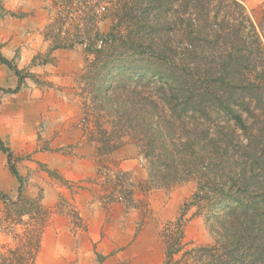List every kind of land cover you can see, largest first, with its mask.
I'll list each match as a JSON object with an SVG mask.
<instances>
[{
  "label": "trees",
  "instance_id": "obj_1",
  "mask_svg": "<svg viewBox=\"0 0 264 264\" xmlns=\"http://www.w3.org/2000/svg\"><path fill=\"white\" fill-rule=\"evenodd\" d=\"M99 1L112 9L113 26L105 34L97 26ZM84 2L74 0L71 9L85 23L86 38L59 42L63 20H56L44 33L51 51L81 45L95 57L93 102L107 103L112 132L136 144L150 187L197 184L176 222L161 232L163 264H183L181 254L199 264H264V45L242 2ZM0 62L19 79L8 93L18 92L23 72L1 53ZM0 151L19 183L16 203L2 191L0 200L17 205L23 178L1 138ZM194 207L204 216L211 246L189 248L185 240Z\"/></svg>",
  "mask_w": 264,
  "mask_h": 264
},
{
  "label": "rangeland",
  "instance_id": "obj_2",
  "mask_svg": "<svg viewBox=\"0 0 264 264\" xmlns=\"http://www.w3.org/2000/svg\"><path fill=\"white\" fill-rule=\"evenodd\" d=\"M239 1L253 21L264 45V0ZM26 3L30 6L32 4V15L40 12L45 19L41 30H29V34L40 35L48 50L35 56L33 70L22 71L25 95L20 99L21 104H17V108L22 106L25 116L20 117L23 119L21 125L18 124L19 115L13 120L17 112L14 111L17 102L14 94L0 101V132L7 133L4 143L10 148L14 163L24 176L22 201L13 205L0 200V264H32L36 255V242L57 217H65L75 231L87 230V222L80 216L76 203V197L83 193V200L91 199L95 207L103 211L105 225H123H119L123 247L116 251L121 254L123 264H163L165 257L161 232L176 222L184 204L196 191V182L180 183L171 190L150 187L146 161L141 157L136 144L125 134L115 135L112 132L115 131L113 116L109 113L111 109L107 103L101 100L93 102L92 96L97 88L92 80L95 57L81 45L73 49H59L63 55H59L60 59L53 57V42L44 35L50 23L63 20L62 33L58 35L59 42L63 44L84 37L81 29L85 23L80 21L79 13H73L71 9L74 0H27ZM99 3L95 8L97 26L105 34L113 26L110 15L112 9L106 1ZM81 4L86 5L84 0H81ZM3 12L2 15L8 20L24 14L10 10ZM56 28L57 24L54 30ZM54 33L59 32L55 30ZM68 77L71 81L64 84L63 80ZM50 91L54 94L52 100L57 104V109L53 110L57 120L53 124L60 128L57 132L50 130L53 133L48 137L45 126L40 125L34 129L24 126L27 124L26 117L28 123L35 118L37 104L33 101L44 100V94L48 93L49 96ZM41 95V98L37 97ZM60 96L61 100H66V106L61 108L55 98ZM7 114L13 117L10 127L4 121V118H8ZM8 129L12 134L16 132L17 136L10 137ZM61 157L73 159V164L77 163L75 160L91 157L97 171L91 177L67 180L43 163L48 160L59 164ZM120 163L126 166L125 169H121ZM134 166L138 167V172L132 169ZM14 198H17L13 201L16 203L19 200V188ZM128 225L134 230V245L130 248L126 246L129 241ZM184 232L185 240L191 244L189 248L207 247L214 243L204 216L196 207L187 213ZM178 258L182 259L183 264H199L191 257L184 258L182 254ZM103 259L97 254V261L102 263Z\"/></svg>",
  "mask_w": 264,
  "mask_h": 264
},
{
  "label": "crops",
  "instance_id": "obj_3",
  "mask_svg": "<svg viewBox=\"0 0 264 264\" xmlns=\"http://www.w3.org/2000/svg\"><path fill=\"white\" fill-rule=\"evenodd\" d=\"M26 2L27 0H0V53L7 60L15 63L20 71L26 69L33 70L35 67L32 62L35 56L48 50V47L44 46L40 35L29 34V30H41L45 25V19L40 12H35L32 15L33 6L32 4L30 6ZM41 7L42 3L39 9ZM3 10H10L13 13L23 12L24 14H21L22 17H14L8 20L7 17L2 15L4 13ZM61 54L58 50L54 51L53 57H59ZM63 81L66 84V81L70 82L71 80L68 77V79ZM18 85L19 79L15 73L8 66L0 62V101L11 94L8 91L16 90ZM66 87H70V85H66ZM23 88L24 85L19 92L13 93L17 100L14 111L17 110V112L14 115V119L10 114H7L8 118H4L5 124L8 127L12 124V119H17V115H19V125L23 122V119H20V117H25L24 113H22V106L20 105L17 108V104H21V97L25 95ZM50 92L49 96H47L48 93L44 94L46 95L44 100L37 101L36 99L33 101L37 104L35 107V111H37L35 118L28 123L26 117L27 124L24 126V128L32 129L40 125L45 126L48 137L53 133L51 131L55 130L57 132V129L60 128L59 125L53 124L57 120L56 114L53 111L57 109V104L52 100L53 93L52 91ZM37 97L41 98L42 95ZM57 97L55 98L60 102L59 107L66 106V100H61L62 96ZM8 133L10 137L17 136L16 132L12 134L9 129ZM6 137V132H0V138L3 142ZM75 161L77 163L73 164V159L61 157L59 164H54V162L48 160L43 161V163L49 165L48 168L50 170L62 174L67 180L77 181L84 177L94 176L97 166L93 158L85 157L84 159ZM120 167L121 169H125L126 166L120 163ZM134 167L132 169L138 172V167ZM19 173L23 176L22 172L19 171ZM18 188L19 183L12 175L5 155L0 151V191L14 201V199H17L14 198V195L17 194ZM83 199L84 193L76 197L77 210L80 216L87 222L88 229L83 232L81 230L75 231L65 217H57L43 234L40 250L35 261L36 264H123L121 254L119 252L116 253L119 248L123 247L120 237L121 233L119 232V227H123V225L118 223H113L110 226L105 225L103 211L99 207H95L91 199L88 201ZM1 214L2 212L0 211V217ZM127 230L129 241L126 246L130 248L134 245L132 226L128 225ZM97 254L104 258L102 263L96 260Z\"/></svg>",
  "mask_w": 264,
  "mask_h": 264
}]
</instances>
